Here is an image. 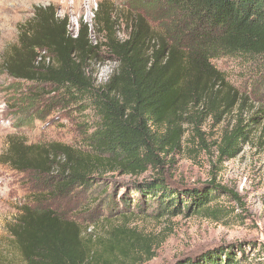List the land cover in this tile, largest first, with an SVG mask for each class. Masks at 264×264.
I'll use <instances>...</instances> for the list:
<instances>
[{"label": "trees", "instance_id": "trees-1", "mask_svg": "<svg viewBox=\"0 0 264 264\" xmlns=\"http://www.w3.org/2000/svg\"><path fill=\"white\" fill-rule=\"evenodd\" d=\"M129 1L136 6L165 7L180 15L187 30L160 34L138 15L127 38L119 40L104 1L95 13V23L104 35L94 43L87 23L81 21L74 36L69 19L57 16L53 6L35 8L33 17L20 26L18 42L5 57V71L18 81L35 84L39 92L50 87L55 105L72 106L81 113L91 110L94 117L82 137L87 150L11 138L0 161L35 178L49 177L47 184H53L61 197L107 182L99 176L103 173L140 176L151 171L156 176L122 184L125 191L119 200L115 190L105 193L100 205L107 204L112 214L123 206L122 217L200 214L220 221L228 214L220 199L243 206L240 195L215 178L193 187L171 182L165 176L166 159L181 151L190 128L206 147L203 125L210 120L220 124L235 111L234 124L216 144L220 159L235 158L251 140L258 113L264 110L245 119L248 94L228 81L212 60L243 59L250 72L260 77L264 91V0ZM184 36H190V41ZM102 48L118 62V68L98 85L90 66ZM42 101V94L28 98V110ZM53 173L56 176L50 177ZM74 226L53 211L25 208L12 232L27 264H85L89 251L81 247V233ZM244 247V242L207 246L170 264H264L260 250L250 258ZM109 249L125 261L135 250L150 254L149 246L124 236H115Z\"/></svg>", "mask_w": 264, "mask_h": 264}, {"label": "rangeland", "instance_id": "rangeland-1", "mask_svg": "<svg viewBox=\"0 0 264 264\" xmlns=\"http://www.w3.org/2000/svg\"><path fill=\"white\" fill-rule=\"evenodd\" d=\"M103 1L112 13L113 30L119 40L127 38L138 15L144 16L151 29L160 34H179L187 30L180 15H174L167 8L142 3L136 6L129 0H0V155L11 138L27 144L60 142L87 150L83 147L82 137L91 126L93 112L81 113L72 106L55 105L56 95L50 92V87L39 92L40 88L35 84L14 79L5 71L4 62L7 52L18 42L20 26L33 17L38 7L53 6L57 16L67 17L74 36L80 22L84 21L90 28L93 43L97 38H103L104 34L95 23V13ZM184 38L186 41L191 39L190 36ZM212 63L228 81L248 94L243 107L245 119L261 108L264 110L260 77L250 72L243 59L223 57L213 59ZM117 68L118 62L102 48L99 57L91 62L90 73L98 85H103ZM41 94L42 105L28 110L27 99ZM236 116L237 111L226 116L220 124L210 120L203 125L201 130L206 147L198 143L199 139L193 136L189 127L181 151L166 159L165 176L171 182L193 187L215 178L240 195L243 206L228 202L226 198L220 199L228 210L227 216L220 221L200 214L122 217L121 213L126 211L123 206L112 214L111 207L100 205L105 193L106 196L115 190L119 200L125 191L122 184H135L156 176L151 171L140 176L103 173L99 176L107 178V182H95L91 187L74 189L61 197L53 184H47L51 180L49 177L35 178L0 161V264H27L12 232L25 208L53 211L64 221L73 223L81 233V247L89 251L85 264H170L181 255L230 242H244L245 255L250 258L259 252L264 256V113H258L251 140L241 153L223 160L216 144L222 132L234 124ZM52 176L56 175L53 173ZM114 230L118 231L113 236ZM115 236L130 237L149 246L150 254L135 250L131 259L123 260L116 251L109 249Z\"/></svg>", "mask_w": 264, "mask_h": 264}]
</instances>
